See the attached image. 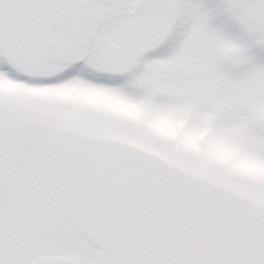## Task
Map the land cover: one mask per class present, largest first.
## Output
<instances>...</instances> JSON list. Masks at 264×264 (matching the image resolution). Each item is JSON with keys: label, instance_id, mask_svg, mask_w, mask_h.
Returning <instances> with one entry per match:
<instances>
[{"label": "snow or ice", "instance_id": "obj_1", "mask_svg": "<svg viewBox=\"0 0 264 264\" xmlns=\"http://www.w3.org/2000/svg\"><path fill=\"white\" fill-rule=\"evenodd\" d=\"M0 264H264V0H0Z\"/></svg>", "mask_w": 264, "mask_h": 264}]
</instances>
